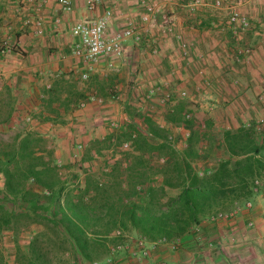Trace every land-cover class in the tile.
<instances>
[{"label":"trees","instance_id":"trees-1","mask_svg":"<svg viewBox=\"0 0 264 264\" xmlns=\"http://www.w3.org/2000/svg\"><path fill=\"white\" fill-rule=\"evenodd\" d=\"M78 95L69 89L64 108L84 98ZM179 120L173 110L167 117L169 123ZM140 122L141 127L128 124L118 137L119 144L131 143L130 151L104 170L103 180L60 164L54 142L37 132L0 143V234H12L13 264H54L64 255L74 264L111 261L124 232L150 243L175 242L219 209L253 196L252 181L264 174V124L226 130L221 146L227 159L201 174L194 163L203 157L201 141L210 136L205 122L185 121L189 135L181 151L172 147L168 129L149 116ZM112 139H95L90 146ZM168 190L177 194L169 196ZM35 226L39 229L22 248L19 234ZM114 231L120 235L112 236ZM0 264H6L1 247Z\"/></svg>","mask_w":264,"mask_h":264},{"label":"crops","instance_id":"crops-1","mask_svg":"<svg viewBox=\"0 0 264 264\" xmlns=\"http://www.w3.org/2000/svg\"><path fill=\"white\" fill-rule=\"evenodd\" d=\"M87 1L73 0L72 12L63 14L57 0H0V42L8 40L18 48L10 55L0 54V120H5L1 125L7 122H10L9 125H18L22 119L33 120L34 124L35 120L70 117L63 114L69 108L65 109L63 103L66 102L71 88L79 92L78 97L84 96V90L77 87L75 76L85 71L82 61L70 58L71 45L75 41L71 36V28L78 20H94L112 6L113 0H102V5L93 13L86 10ZM246 3L252 4L247 14L256 24L254 28L259 29L264 20L261 19L264 17V0H247ZM234 4L240 9V3ZM114 5L111 7L113 18L108 29L110 34L123 30L126 20L137 17L141 12L134 0H123ZM173 5L179 4L170 0L163 2V7L167 6L170 11ZM37 7H40L39 11L36 10ZM36 16L43 20L42 36H35L33 26L25 24ZM170 17L175 19L176 32L181 35L183 32L189 41L192 40L189 44L193 56L187 59L185 65L177 64L179 59H173V50L167 43L165 47L169 49L163 48L159 53L164 54L165 59H172L173 62H167L172 64L170 74L164 75L168 68L164 65L166 62L160 59L145 72L154 70L159 76L157 80H163L172 92L182 89L191 92L202 81L209 80V91L211 90L214 97L218 95L217 98L222 101L239 102L245 108L251 106L255 109L254 102L264 91V38L252 30L245 35L246 39L240 38L239 42L229 31L226 34L210 31L211 25L217 26L221 24V20L203 14L196 18L198 26L194 31L197 33L192 34L184 27V20L176 18L175 15ZM56 19H60L58 25L54 23ZM233 38L235 43L232 42ZM126 43L123 58L114 62L116 71H110L105 61H101L89 76L99 73L98 79L103 80V72L116 74L120 70L119 78L114 81L117 84L113 85L110 80H106L107 85H113L112 88L116 89L115 95L121 102L130 101L133 96L130 89L136 93L135 101H142L139 97V92L142 94V48L133 44L134 47L131 41ZM248 46L257 50L253 49L252 62L235 64L232 60L233 54ZM199 53L205 58L202 61L195 58ZM134 65L139 68V74L136 76L135 73L128 78L123 74L125 66L131 68ZM159 71L164 76L159 75ZM127 86L129 90L125 93ZM91 90L98 95L95 86ZM102 94L106 100L110 99L106 88ZM52 98L57 101L51 103ZM35 129L38 130V126L28 130ZM100 138L96 134L93 139ZM252 203L251 210H243L232 220L201 222L199 231L202 236L191 231L181 239L171 242L176 245L175 250L170 248L171 243L148 242L149 256L140 259L138 253L132 254L138 252L139 248L126 245L127 249L115 253L109 264H264V190L253 196ZM250 221L253 222L252 227L248 226ZM210 242L213 243L211 248L208 247Z\"/></svg>","mask_w":264,"mask_h":264},{"label":"rangeland","instance_id":"rangeland-1","mask_svg":"<svg viewBox=\"0 0 264 264\" xmlns=\"http://www.w3.org/2000/svg\"><path fill=\"white\" fill-rule=\"evenodd\" d=\"M151 1H154L160 5L161 12L157 16L156 25L152 24L149 27L150 31L146 34L143 33L144 36L142 43L135 44L138 45L136 47L142 48V94L139 92V97L142 98V101H135L134 98L136 97V93L132 89H130V91L133 92V96H131V99L130 101H128V103H126L127 101L121 102L119 98L112 99V95H110V93H112V90H116L115 88H112V86L117 84L114 81L115 78H119L120 70L119 72H115L116 74H114L113 72H103V80L98 79L99 73H97L95 75L89 76L86 81H83L81 79V74L83 72H79L75 76V81L77 82V87L84 90V98L79 102L71 105L68 109H66L65 112H63L64 115L68 114L70 117L55 121L35 120V125L32 124L33 120L26 121V119L20 120L18 125H16L15 123H13V125H9L10 122L1 125L3 120H0V143H10L15 138H17L18 135H21L28 131L37 132L54 142L56 157L60 164L68 167L70 166L73 168V170H75V172H78L80 174L82 171L95 172L97 173V175L102 176V178L100 179L103 180L104 170L107 171L109 170L107 169L109 168V166H112L116 162L122 161L123 154L130 151H123L121 148V144L118 143V137L122 134L123 131L126 130L128 124L133 122L141 127L140 117L149 116L158 125L169 130L168 138H172V141L170 142L172 147L176 151H181L185 148L186 140L189 135V129L185 126V121L187 119H185L184 116L189 114L191 120L193 119L194 121V125L200 121L205 122L206 126L209 127L208 130L204 129L205 131L207 130V133L210 135L209 139L202 140L200 144L201 146H203V148L200 149L202 151L203 157L201 160H198L194 163L196 164L195 168L199 171V173L202 174L205 172H213L221 161L226 160L228 156L221 146V138L223 133L226 130L234 131L235 129L243 125H250L252 123L256 124L258 120L264 118V91L258 95L256 101L254 102V107L256 109L255 110L251 106L245 108L244 105L239 102L222 101L221 99L217 98L218 95L214 97V94L211 92V90L209 91L211 86L209 80L202 81V84L198 85L191 92L186 89H182L180 91L175 90L174 92H172L166 87L165 83H163V80H157L159 79V76L152 68V72L145 71L147 69L149 70L151 66L154 67V62H157L159 59L163 60V62L165 61L166 63L172 60L163 58L164 54L160 55L159 53L163 48L169 49V47H165L167 43L168 45H171L170 47L173 50L171 54L172 56H174L173 59H179V61H177V64L182 65L184 63L185 65L187 59L193 56L192 50L187 56H184L173 37L162 32L159 26L165 21L166 17L175 15L176 18H181L182 20H184V27H187V31L192 32V34H196L197 32L194 31L198 26V24H196V18H199V15L202 14L204 16H211L216 20H221V24L217 26L211 25L210 31L212 30L218 33L226 34L228 31L231 32L230 28L226 24L229 12V10H227V6L229 4H234L235 2H238V4L240 3V9L237 7L239 12L242 15L246 16V18H248L252 25H256L252 21V19L249 18V14H247V10H250L249 6H251L252 4L250 5L246 3L247 0H223L224 7L218 10L209 6H199L195 8L187 7L193 2V0H170L173 3L177 2V4H179L173 5L172 11H170L167 6L163 7V2L165 0ZM211 1L212 0H202V2L206 4H210ZM130 19L136 21L138 19V16H134L127 20ZM261 19H264V17ZM173 22L174 31L176 32L175 19H173ZM182 34L183 35L181 36L185 41H187L188 43L192 42V40L189 41L186 38V34L184 35L183 32ZM232 36L234 35L232 34ZM240 36L241 39L245 38V34ZM234 38H236V40L240 42V38L236 36H234ZM234 38L232 41L233 43L236 42L234 41ZM131 43L132 45L134 44L133 42ZM135 45L133 46L135 47ZM245 48H251L252 50L254 49L255 51H257L254 47L251 46ZM154 49H156V53H154ZM199 55L202 56L200 59ZM235 56L236 54H233L232 56V60L235 64L247 63V61L243 57H240V61H236ZM70 58H72V55L70 56ZM195 58L196 60L200 61L205 59L203 54L201 53L196 55ZM253 58L254 52H252L249 63L252 62ZM72 59L74 61H78V59L74 57ZM166 63L164 65L168 68V71H166L164 75H167V73L170 74V72L172 71L170 69V66H172V64ZM138 69L139 68L135 65L131 68H127V66H125V71L124 73H122L130 78L135 73L136 76L139 74L137 72ZM158 74L161 76L163 75L160 71L158 72ZM165 79L166 78H164V80ZM106 80H110L113 85H107L108 83H106ZM93 86H95V90L97 91L98 95H95L94 91L92 92L91 88ZM157 86L160 88L159 93H156L152 97H147L148 90ZM105 88L108 93L107 95H109L110 97V99H107L108 102L106 98H104V94H102V91H104ZM110 89L111 92L109 91ZM128 90L129 86H127V88L125 89V93ZM180 92H185L187 94L185 99L179 98ZM163 93H168L170 96V101L166 105H162L159 102V99L161 97V95L159 94ZM91 96L101 97L103 99V103L96 104L90 102L88 98ZM139 97L137 98L139 99ZM260 97H263V99H259ZM82 103L84 104L83 107L80 106V104ZM172 110L174 112L176 111L177 115L180 116V120L174 124L167 121V117L172 112ZM73 113L74 115H72ZM112 121L118 123L119 127L116 130H112L110 127V122ZM37 126L38 130H28ZM96 134H98L99 138L101 137L98 140H103L106 136L111 135L114 139H116V141L114 142V139H112L110 144L99 143L98 145L95 144L93 146H90V142L94 140L93 138L96 136ZM205 147L206 149L204 150ZM89 149L91 150V157L90 159L87 157V161L84 162L82 161V158L84 154H86V150ZM1 184L2 182L0 180V188ZM251 190L253 192V196L261 191L258 190L259 192L255 193L252 187ZM176 194L177 191L168 190L169 196H174ZM253 196L249 200H241L235 202L232 205L227 206L226 208L219 209V211L228 212L232 211L235 207H239L241 208V211L239 213H241L243 210H245L243 209L244 203H246L247 201L252 202ZM238 214H236V216ZM203 221H205V219L201 222ZM37 229L39 228L36 226L29 227L19 234L18 242L22 248H25L27 246L31 235L35 231H37ZM114 232L112 233V236H114ZM198 235L201 237L202 233L199 231ZM123 237L124 238L121 245H127L128 247H136V244H138V242L143 241L144 247L147 249L149 256L150 249L147 247L148 242L140 238L135 232H124ZM0 247L4 253L6 264H13L15 244L13 242L12 234L7 230L2 231L0 234ZM208 247H213V243H211L210 246L208 245ZM102 261H98V264H109L111 262L107 261V259ZM54 264H74V260L69 256L64 255L59 262H55ZM83 264L93 263L85 262Z\"/></svg>","mask_w":264,"mask_h":264},{"label":"built area","instance_id":"built-area-1","mask_svg":"<svg viewBox=\"0 0 264 264\" xmlns=\"http://www.w3.org/2000/svg\"><path fill=\"white\" fill-rule=\"evenodd\" d=\"M31 2V0H27ZM123 0H113L112 6L106 8L101 15L96 17L94 20L85 21L78 20L74 23L71 28V36L75 41L71 45V55L72 57L82 61L85 64V71L81 74V79L86 81L89 77V74L94 72L96 67L101 61H105L107 68L110 71H116L117 67L115 61L121 60L124 55V48L127 41H131L134 44H141L143 41V33H148L149 27L152 24L156 25L157 16L161 12V7L154 1L151 0H134L137 5L141 8V12L138 14V19L135 21L133 19L126 20V26L123 30L110 34L108 32L110 22L113 18V6L114 4L121 2ZM57 5L59 10L63 14H69L73 10V0H57ZM102 5V0H88L86 3V10L90 13L95 12ZM199 6H209L214 9H222L224 7L223 0H212L210 4L202 2V0H193L191 4L187 7L195 8ZM40 7H37L39 11ZM228 17L226 24L230 28L232 34L238 38H241L240 35L248 34L250 31H254L264 37V20L260 23L259 29L254 28L255 25H252L246 16L242 15L235 4H229L227 6ZM56 25L60 23V19L54 21ZM25 24L32 25L34 28L35 36H42L43 34V20L40 16H36L32 20H27ZM163 33L170 35L176 41L177 46L184 56H187L190 52L191 45L185 41L181 34H178L174 31V22L172 17H166L165 21L159 26ZM17 45L11 44L8 40H3L0 42V54L7 56L17 51ZM253 50L251 48H244L239 50L235 56L236 61H240V57L245 58L249 62L252 56ZM156 53V49H154ZM202 56H199L201 58ZM160 88L154 87L148 90L147 97H152L156 93L158 94ZM116 90H112V99H116L115 95ZM161 95L159 102L162 105L169 103L170 96L168 93L159 94ZM187 94L185 92H180L179 98L185 99ZM263 99L260 97L259 99ZM90 102L96 104H102L103 99L98 96H91L88 98ZM81 107L84 104H80ZM185 119H191L189 114L184 116ZM26 121H30L27 119ZM264 124V118L258 120L256 125L260 128ZM249 126V125H245ZM110 127L112 130H116L119 126L115 121L110 122ZM169 141H172V138L169 137ZM121 148L123 151H128L131 148V143L125 141L121 143ZM162 163L163 160H160ZM252 188L255 193H258L260 190H264V174L259 177H255L252 181ZM259 190V191H258ZM253 207L251 201H247L243 205V209L251 210ZM241 211V208L235 207L232 211L222 212L218 211L205 219V223H217L222 221L232 220L236 214ZM248 226H253V222H248ZM200 225L195 226L192 231L194 234H198ZM115 236L120 235L119 231L114 232ZM139 248L138 252H132L133 255L138 253L140 258H146L148 256V251L144 247L143 241L136 244ZM127 249L124 245H118L112 249V252L123 251ZM171 249L175 250L176 245L171 244ZM109 261V260H107ZM93 264H98L94 262Z\"/></svg>","mask_w":264,"mask_h":264}]
</instances>
